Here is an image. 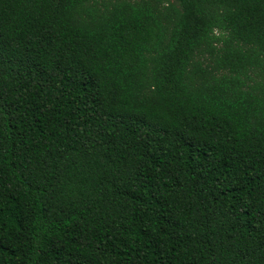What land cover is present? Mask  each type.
I'll use <instances>...</instances> for the list:
<instances>
[{
  "label": "trees",
  "instance_id": "obj_1",
  "mask_svg": "<svg viewBox=\"0 0 264 264\" xmlns=\"http://www.w3.org/2000/svg\"><path fill=\"white\" fill-rule=\"evenodd\" d=\"M0 264H264V0H0Z\"/></svg>",
  "mask_w": 264,
  "mask_h": 264
}]
</instances>
